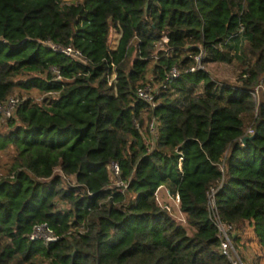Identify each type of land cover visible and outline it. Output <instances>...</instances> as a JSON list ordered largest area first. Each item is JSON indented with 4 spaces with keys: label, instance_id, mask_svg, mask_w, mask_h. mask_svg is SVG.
<instances>
[{
    "label": "trees",
    "instance_id": "obj_1",
    "mask_svg": "<svg viewBox=\"0 0 264 264\" xmlns=\"http://www.w3.org/2000/svg\"><path fill=\"white\" fill-rule=\"evenodd\" d=\"M196 57L240 60L237 83L186 73ZM172 67L181 75L150 110L135 89L148 73L163 85ZM16 90L42 98L21 100L0 133V151L13 153L0 180V264H230L206 207L215 187L220 220L236 233L251 224L264 252V0H0V101ZM144 118L157 123L152 148L135 126ZM162 187L186 226L159 203ZM42 222L59 238L48 246L27 239Z\"/></svg>",
    "mask_w": 264,
    "mask_h": 264
},
{
    "label": "built area",
    "instance_id": "obj_2",
    "mask_svg": "<svg viewBox=\"0 0 264 264\" xmlns=\"http://www.w3.org/2000/svg\"><path fill=\"white\" fill-rule=\"evenodd\" d=\"M51 51L60 53L73 61H76L82 65H87V61L84 59L82 54L75 50L72 46H60L56 45L52 42L44 43ZM196 65L190 67L186 70V73H194L195 71L203 70L204 66H201L199 57L195 58ZM53 73L56 75L57 79H60L59 72L57 70H53ZM181 75V71L177 67H172L166 74L165 83L157 87V91H154L152 85L149 82H145L143 85L138 86L135 91L134 95L135 98L144 102L150 110H153L156 106L155 98L158 94V89L160 87H165L166 85L172 83L175 79H177ZM20 99L15 96H8L5 100L0 101V119L1 120H9L13 118L18 105L20 104ZM144 125L143 127L140 126L139 123H135L137 129H145L146 126L149 130L150 134V148L154 146L155 141L157 140V123L154 118L150 121H147V118H144ZM252 135V128L251 126L244 127V136ZM109 173L111 178V183L113 188H117L119 191L123 192L126 189V184H124L120 179V169L119 166L112 162L109 165ZM59 171L60 177L66 178L63 173ZM3 176L0 175V180H2ZM13 178V176H10ZM219 187L211 188L206 197V207L208 208L209 216L212 223L215 225L217 232H218V239H219V250L220 253L228 260L230 264H247L244 259L242 258L240 252L235 249L232 238L236 235L235 228L228 224L224 223L220 220L216 207H215V200L214 195ZM176 198V202L179 203L178 197ZM62 210V205L58 206V210ZM81 230V229H80ZM28 241L30 242H40L44 246H48L49 244L55 243L59 238L54 234V232L49 228L47 223H36L31 228L30 233L27 236Z\"/></svg>",
    "mask_w": 264,
    "mask_h": 264
},
{
    "label": "rangeland",
    "instance_id": "obj_3",
    "mask_svg": "<svg viewBox=\"0 0 264 264\" xmlns=\"http://www.w3.org/2000/svg\"><path fill=\"white\" fill-rule=\"evenodd\" d=\"M66 3H78L81 2L82 0H63ZM241 63L240 60H235L233 61L231 64H221V63H213V64H207L204 66V69L210 74V76L216 80V81H220V82H226V83H230V84H234L237 83L238 80V75L239 72L241 70ZM151 78L150 73L147 74L146 76V80L149 82ZM152 88L154 91H157V86L156 85H152ZM201 87H197L196 91H200ZM11 96H15L17 98H19L20 100H25L26 97L30 96L31 98H33L35 101H40L42 96L39 95L37 92L32 91L30 92V94H26L25 92H20L18 90L14 91ZM260 98V92H256L255 95V100L258 101ZM255 118V113L254 112H250L249 114V120L244 121V126L247 129V127L252 125V121ZM251 121V122H250ZM9 130L8 124H7V120H1L0 119V133L1 134H6ZM12 149L8 148L5 151H0V175H2L3 177H6L8 175V170L10 169V164L12 161ZM59 169H56L54 172V175L57 176L59 175ZM2 177V178H3ZM63 182H64V186L68 187V186H76L75 184V180L73 177H66L63 178ZM158 201L162 206H166L169 209L170 214L176 218V220L179 223H182L183 226H186V224L183 222V217L182 215L179 213L178 211V203L176 202V198L169 196L167 190L162 187L159 192H158ZM63 209H67L68 205H63L61 204ZM250 228H253V226H251V224L249 226H247L245 228V230H249L250 232ZM77 229H73L72 232L75 233ZM188 233L191 232V229H188ZM244 230V231H245ZM243 231V232H244ZM242 232V233H243ZM256 238V237H255ZM241 239H239L238 242H240ZM256 242V239H255ZM248 243L250 244V242L248 241ZM245 244H239L238 243V247L237 250L240 251V249L244 246ZM247 247V246H246ZM245 247V248H246ZM256 247V246H255ZM260 247V246H258ZM249 249H251L249 247ZM264 252L260 249V251H252L251 259H249V262L245 261L247 264H251V262L253 261L254 258H260L259 260V264L260 261L262 259ZM243 256V255H242Z\"/></svg>",
    "mask_w": 264,
    "mask_h": 264
},
{
    "label": "crops",
    "instance_id": "obj_4",
    "mask_svg": "<svg viewBox=\"0 0 264 264\" xmlns=\"http://www.w3.org/2000/svg\"><path fill=\"white\" fill-rule=\"evenodd\" d=\"M249 114H250V112L243 113L240 116V118L243 121V123H244V121L249 120ZM250 229H251L250 232H249V230H245L243 233H240V232L239 233H236V234H239V238L241 239L240 242H239V244H242V245L245 244L240 249L239 252H240L241 256L243 255L242 258L245 261H247V262H249V259H251L250 257H252L251 256L252 251H255V253H256V251H260V249H261L260 247H258L259 245H258L257 239L255 238V235H254V232H253V228H250ZM255 239H256V242H255ZM248 241L250 242V244L248 243ZM249 247L251 249H249ZM260 264H264V254L262 256V259L260 261Z\"/></svg>",
    "mask_w": 264,
    "mask_h": 264
},
{
    "label": "water",
    "instance_id": "obj_5",
    "mask_svg": "<svg viewBox=\"0 0 264 264\" xmlns=\"http://www.w3.org/2000/svg\"><path fill=\"white\" fill-rule=\"evenodd\" d=\"M248 139H252V137H247V136H245L243 139H242V143H244L246 140H248Z\"/></svg>",
    "mask_w": 264,
    "mask_h": 264
}]
</instances>
